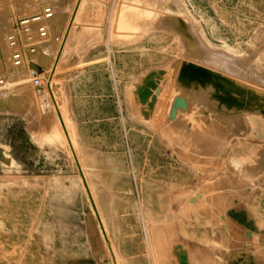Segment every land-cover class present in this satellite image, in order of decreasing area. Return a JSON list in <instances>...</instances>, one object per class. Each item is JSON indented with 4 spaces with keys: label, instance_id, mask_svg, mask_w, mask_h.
Segmentation results:
<instances>
[{
    "label": "rangeland",
    "instance_id": "1",
    "mask_svg": "<svg viewBox=\"0 0 264 264\" xmlns=\"http://www.w3.org/2000/svg\"><path fill=\"white\" fill-rule=\"evenodd\" d=\"M21 1L0 0L4 38L25 16L53 18L43 38L18 32L37 49L21 70L28 93L0 68V264H113L96 211L120 264H172L173 243L191 264H264V0L84 1L53 85L89 195L41 91L38 50L51 56L73 0ZM156 72L144 118L135 92Z\"/></svg>",
    "mask_w": 264,
    "mask_h": 264
},
{
    "label": "bare ground",
    "instance_id": "2",
    "mask_svg": "<svg viewBox=\"0 0 264 264\" xmlns=\"http://www.w3.org/2000/svg\"><path fill=\"white\" fill-rule=\"evenodd\" d=\"M81 1V2H80ZM84 1L85 0H73L72 1V3H71V6H70V10H69V12H68V14H67V16H66V19H65V22H64V24H63V27H62V30H61V33H60V36H59V38H58V42H57V44H56V46H55V48H54V50H53V52H51V56H49L48 57V55H46L47 54V52L45 53V52H41L40 53V51H41V49L40 50H38V53L42 56V58L41 59H44V60H46V59H48L49 60V64H48V67H47V70H46V72L45 73H41V74H43V75H40V76H42V78H43V89L41 90L42 92H43V94L45 95L44 97H46V101L45 102H47V104L46 105H48V106H50V112L52 113V114H54L55 116H56V119H57V122H58V125H59V128H60V136H61V139H59V140H61V142H62V144L66 147V149L72 154V158H74V160H75V164H76V166H77V170H78V173H79V178L81 177V179H82V181H83V184H84V182H85V184H86V187H87V190L90 192V188H89V186H88V182H87V179L86 178H88L85 174L86 173H84V170L82 169V164L80 163V158L78 157V152H76V150H77V146H76V144L74 143V141H73V138H72V135H71V131H70V129H69V125H68V122H66V120H65V118H64V115H63V112H62V108H61V106L59 105V103H58V99H57V90H56V88L54 87V85H53V81H54V77H55V74H56V71H57V69H58V66H60V63L62 62V59H63V57H64V51H65V49H66V46H67V44H68V42H69V39H70V36H71V32H72V30H73V28H74V26L76 25V23H78L79 22V12H80V9H81V7H82V5H83V3H84ZM115 1L116 0H114L113 2L115 3ZM154 1H156V0H153L152 2H154ZM157 1H159L160 2V5H163L165 2H166V0H157ZM62 0L61 1H59L58 2V4H57V6L58 7H62L63 6V4H62ZM169 3V5H167L166 4V6H165V8L167 7V6H169V7H171V8H173V6H174V4H176V1L175 0H169L168 1ZM20 5H22V4H24V6H23V8H25V10H27V11H36L37 10V8H38V6L40 5L37 1H35V0H26L25 1V3L23 2V1H21V3H19ZM78 4H79V6H78ZM52 5V4H51ZM79 7V9L76 11L77 12V14H76V16L74 15V10H76L75 8L76 7ZM47 9H49V11H50V8H47ZM42 12H39V13H36V14H33V15H31V16H25L23 19H21V20H24L23 22H27V30L25 31V30H22V31H18V32H22V34H24L25 35V38L28 36V34L32 31V32H36L37 33V27L38 26H47V24H48V22H50L51 21V17H52V12L50 11V15L49 16H47V17H45L44 16V14H43V12H44V10H41ZM8 12V11H7ZM10 13H11V11H9ZM37 15H39V17L38 18H36L35 16H37ZM73 15H74V17H75V19H74V21H73V23H72V17H73ZM14 17V15L12 14L10 17H8L7 19H6V23H12V21H13V18ZM53 18V17H52ZM121 18V15H120V17H118V15L117 16H115L114 18H113V21L115 22V25H114V29H113V31H114V33L116 34V32H117V30L118 29H120L121 27H119V26H121L122 24L124 25V22H125V20H124V22H123V20L122 19H120ZM174 21V20H173ZM125 24H127V21H126V23ZM2 25H4V24H2ZM122 25V26H123ZM0 27H1V25H0ZM10 27H12V26H10ZM79 27V26H78ZM4 28V27H3ZM1 29V28H0ZM15 30H17V29H15ZM124 30H126V29H124ZM15 32V31H14ZM17 31H16V33H18ZM33 34V33H32ZM12 35H14V33H12ZM10 36V35H9ZM8 36V39H6V37L4 38V36H3V34L1 33V31H0V68L1 69H3L5 72H7L6 73V76L7 75H11L12 77H14V78H17L16 79V81H17V83L18 84H20V86L28 93V90H27V86H26V82L28 81V80H26L25 78H22L21 77V75H23V72L24 71H22L21 72V70H23V68H25L24 66H25V61L26 60H29L28 59V57H29V55H30V53H34L37 49H36V47L34 46L35 44L33 43V42H31V40H29L28 39V44H27V47H28V49L25 47V44H23V48H22V43H24V41L20 38V44L19 45H21V46H19L20 47V50H21V53H22V58H21V61H20V63L19 64H14V62L12 61V59H11V54H12V51L14 50V45H12L10 42V37ZM26 42V41H25ZM7 46V47H6ZM8 47H9V49H8ZM11 47V48H10ZM16 48V47H15ZM11 51V52H10ZM60 52H61V56L59 55L60 54ZM49 53H50V51H49ZM10 56V58L9 59H11V60H9L10 61V64L8 65V67H7V69H6V56ZM60 56V57H59ZM201 58H203V57H201ZM205 58V57H204ZM203 60V59H202ZM204 61V60H203ZM200 66V65H199ZM243 70V69H242ZM242 70H240V73H241V71ZM32 71H34V70H32ZM200 71V70H199ZM250 71H252L251 69H250ZM201 72V71H200ZM204 72V71H203ZM203 72H202V74H203ZM244 72H245V70H244ZM244 72H242V73H244ZM250 73H252V72H250ZM195 74V73H194ZM199 74H201V73H199ZM201 74V75H202ZM198 75V74H197ZM245 75V74H244ZM250 76H251V74H249ZM204 76H205V73H204ZM207 76V75H206ZM243 76V75H242ZM253 76V75H252ZM38 77H39V75H38ZM158 77H159V73H155V75H152V74H148L144 79H143V81L138 85V87H137V89H136V95H137V100H138V102L140 103V104H142V110H141V112H142V114H143V116H144V118H148L149 116H150V114H151V112H152V108H153V106H154V103H155V100H156V96L154 95V94H152V90H155V92H158V87H157V84H156V82H157V79H158ZM196 77V76H195ZM203 77V76H202ZM244 77V76H243ZM29 79H30V77H28ZM160 78V77H159ZM199 78V77H198ZM206 78V77H205ZM245 78V77H244ZM244 78H242V79H244ZM31 80V79H30ZM203 80V79H202ZM205 80V79H204ZM206 80H208V77H207V79ZM197 82V81H196ZM210 82H211V80H210ZM205 83H207V82H205ZM204 85V84H203ZM203 85H201V86H203ZM206 85V84H205ZM206 86H208V85H206ZM209 87V86H208ZM197 88H199L198 86H197ZM206 88V90H207V87H205ZM211 91V90H210ZM40 92V91H39ZM201 92H203V91H201ZM210 93H213V92H209V94ZM206 94H208V93H206ZM203 96V95H202ZM210 96V95H209ZM210 98H211V96H210ZM215 100H213L212 102H214ZM218 101V100H217ZM261 101V100H260ZM212 102H211V104H212ZM218 102H216V104H217ZM264 103V102H263ZM42 105V104H41ZM40 105V106H41ZM173 106H172V110H171V113H170V118H172L174 115H175V111H176V108L177 107H180V108H184L185 107V101L183 100V98H175L174 99V101H173V104H172ZM214 105V104H213ZM47 106V107H48ZM211 106V105H210ZM218 106V105H217ZM220 106V105H219ZM260 106V103L258 104V102H253V105L251 106V112H255V111H257V110H254V108H258ZM262 106V105H261ZM260 106V107H261ZM264 106V105H263ZM45 107H43V109H44ZM47 109V108H46ZM45 110V109H44ZM46 111H48V110H46ZM43 112V111H42ZM45 112V111H44ZM49 112V111H48ZM40 115H42V114H40ZM241 115V114H240ZM251 128V127H250ZM252 129V128H251ZM245 131V130H244ZM246 133H247V130H246ZM249 135V134H248ZM247 135V136H248ZM56 137V136H55ZM53 138V137H52ZM57 139H58V137H56ZM50 140V139H49ZM184 141H185V139H184ZM203 145L201 144V143H195V145H194V147L196 148V149H199V148H201ZM201 149H199L198 151H200ZM69 156V155H68ZM70 157V156H69ZM71 158V157H70ZM194 161V160H193ZM243 161V160H242ZM241 161V162H242ZM189 163V162H188ZM191 163V162H190ZM189 165V164H188ZM69 166V165H68ZM246 167V166H245ZM244 168V167H243ZM248 169V168H247ZM74 170V169H73ZM252 171V170H251ZM248 172H249V170H248ZM252 172H254V171H252ZM65 173V172H64ZM76 173V172H75ZM255 173V172H254ZM78 178V177H77ZM80 179V180H81ZM79 180V179H78ZM79 180V181H80ZM79 183V182H78ZM205 183V182H204ZM80 184H81V182H80ZM80 184H79V186H80ZM82 185V184H81ZM205 185V184H204ZM85 186V185H84ZM83 187V186H82ZM85 187V188H86ZM207 190H208V188H207ZM82 191V190H81ZM98 192V191H97ZM171 193H173L172 191H171ZM177 193H178V190H177ZM89 194H91V192L90 193H88V195ZM170 194V193H169ZM180 194V193H179ZM184 195V194H183ZM194 195V197H191L190 198V201H191V203H195L196 202V200H197V196H195V194H193ZM203 195V194H202ZM93 196H94V194H93ZM170 196V195H169ZM168 196V197H169ZM95 197V196H94ZM98 197V196H97ZM180 198H182V197H180ZM93 199V198H92ZM99 199V198H98ZM97 199V200H98ZM179 199V198H178ZM96 200V199H95ZM170 200V199H169ZM88 201V200H87ZM92 202H94V200H92ZM87 203V202H86ZM101 203V202H100ZM164 203V202H163ZM87 205V204H86ZM97 205V204H96ZM99 205V204H98ZM167 205V204H166ZM165 205V206H166ZM169 205V204H168ZM164 206V207H165ZM171 206V205H170ZM178 206H180V205H178ZM90 207H91V205H90ZM93 207H94V205H93ZM98 207V206H97ZM144 207V206H143ZM183 207H185V206H183ZM138 208V207H137ZM146 208V207H145ZM139 209V208H138ZM137 209V210H138ZM164 209V208H163ZM169 209V208H168ZM90 211H91V209H90ZM164 211V210H163ZM47 212V211H46ZM139 212V211H138ZM142 212V211H141ZM230 212L232 213V214H234L237 218H239L240 219V211L239 210H230ZM96 213H97V220H98V223H99V225H100V228H101V231H102V234H103V240L106 242V244L108 245V247H109V251L111 252V255H112V260H113V264H120V259H119V255H117V253L116 252H114V250H113V248H112V246H114V245H112L111 246V244H110V238H109V236H111V234L108 236V233H110L109 232V230L108 229H105V227H104V224H103V221H102V217H100V213L98 212V211H96ZM144 213V212H143ZM169 213H171V212H169ZM175 213V212H174ZM103 214V213H102ZM140 214V213H139ZM173 214V213H172ZM179 216V215H178ZM91 217H93V216H91ZM95 217V216H94ZM168 217H170V216H168ZM172 217V216H171ZM181 217V216H180ZM96 218V217H95ZM163 218V217H162ZM142 219V218H141ZM171 219V218H170ZM169 219V220H170ZM185 219V218H184ZM82 220V219H81ZM148 220V219H147ZM168 220V221H169ZM39 223V222H38ZM143 223V222H142ZM148 224V223H147ZM155 224V223H154ZM173 224V223H172ZM193 224V223H192ZM36 225V224H35ZM96 225V224H95ZM120 225H118V227H119ZM152 226H154L153 224L151 225V228H152ZM158 227H160V226H158ZM97 228V227H96ZM144 228H146L145 226L143 227V229ZM161 228V227H160ZM34 229H35V227H34ZM154 229V228H153ZM164 229H166V228H164ZM106 230H108V233H106ZM118 230V229H117ZM146 230V229H145ZM175 230V229H174ZM35 231V230H34ZM152 232V231H151ZM149 233V232H148ZM99 234V233H98ZM100 235V234H99ZM145 236V235H144ZM153 236V235H152ZM158 236V235H157ZM167 236V235H166ZM154 237V236H153ZM168 237V236H167ZM166 237V238H167ZM57 238V237H56ZM112 238L113 237H111V240H112ZM114 240V239H113ZM112 240V241H113ZM147 240V239H146ZM55 241H57V240H55ZM87 241V240H86ZM150 241V240H149ZM154 242V241H153ZM165 242V241H164ZM150 243V242H149ZM155 243H156V241H155ZM54 244H55V242H54ZM114 244V243H113ZM146 244H147V241H146ZM151 244V243H150ZM168 244H169V242H168ZM144 245V244H143ZM171 245V244H170ZM148 247H149V249H150V247H151V245L149 246V245H147ZM157 246V245H156ZM114 247H116V246H114ZM190 248V247H189ZM106 249V248H105ZM206 250H208V248L206 249ZM156 251V250H155ZM164 251V252H163ZM144 252V251H143ZM147 252V251H146ZM149 252V251H148ZM152 252V251H151ZM150 253V252H149ZM155 254H158V252H154ZM169 253H170V256H171V261H172V264H191V261H190V258H189V254H188V252H187V250H186V248H184V246L183 245H179V244H177V243H173L172 245H171V247H170V249H169ZM199 253V252H198ZM160 254H162V255H167L168 254V250H161L160 251ZM196 254V253H195ZM122 255V254H121ZM149 255V254H148ZM152 256H153V254H151ZM212 255V254H211ZM215 255V254H214ZM110 256V255H109ZM144 256H145V254H144ZM151 256V257H152ZM124 257V256H123ZM157 258H158V256H156ZM161 257V256H160ZM121 258V257H120ZM150 258V257H149ZM123 259V258H122ZM151 259V258H150ZM155 259V258H154ZM160 258H158V260H159ZM166 259V258H165ZM197 259V258H196ZM215 259V258H214ZM127 260V259H126ZM149 260V259H148ZM152 260V259H151ZM157 260V259H156ZM161 260V259H160ZM155 261V260H154ZM207 261V260H206ZM157 262V261H156ZM211 262V261H210ZM214 262V261H213ZM153 263V262H152ZM158 263V262H157ZM168 263V262H167ZM207 263V262H206ZM150 264V263H149ZM154 264H155V262H154ZM197 264V263H196ZM203 264V263H202Z\"/></svg>",
    "mask_w": 264,
    "mask_h": 264
},
{
    "label": "built area",
    "instance_id": "3",
    "mask_svg": "<svg viewBox=\"0 0 264 264\" xmlns=\"http://www.w3.org/2000/svg\"><path fill=\"white\" fill-rule=\"evenodd\" d=\"M44 16L47 17L50 15V11L49 9L45 8L44 9V12H43ZM36 18L39 17V15L35 16ZM24 20H20L19 21V24L18 22H14L13 25L15 24V26H13V29H17L15 30L14 32V35H10V43L12 45H14V50L12 51V54H11V59L12 61L14 62V64H19L20 61H21V58H22V53H21V50H20V47L21 45L20 44V35L18 33H16V31H22V30H27V22H23ZM45 33H46V30H45V27L44 26H38L37 27V36L39 38H43L45 37ZM16 47V48H15ZM29 75L30 77L32 78V82L33 84L37 85L39 83V77L37 75V72L36 71H32L30 70L29 71Z\"/></svg>",
    "mask_w": 264,
    "mask_h": 264
},
{
    "label": "water",
    "instance_id": "4",
    "mask_svg": "<svg viewBox=\"0 0 264 264\" xmlns=\"http://www.w3.org/2000/svg\"><path fill=\"white\" fill-rule=\"evenodd\" d=\"M84 185H85V187H86V184H85V182H84ZM86 189H87V187H86ZM91 199V198H90ZM91 202H92V200H91Z\"/></svg>",
    "mask_w": 264,
    "mask_h": 264
}]
</instances>
